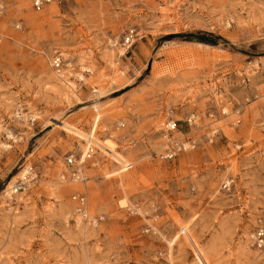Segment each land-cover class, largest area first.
<instances>
[{
  "label": "rangeland",
  "instance_id": "rangeland-1",
  "mask_svg": "<svg viewBox=\"0 0 264 264\" xmlns=\"http://www.w3.org/2000/svg\"><path fill=\"white\" fill-rule=\"evenodd\" d=\"M169 120L196 145L163 159ZM259 220L264 0H0V264H264Z\"/></svg>",
  "mask_w": 264,
  "mask_h": 264
},
{
  "label": "built area",
  "instance_id": "built-area-1",
  "mask_svg": "<svg viewBox=\"0 0 264 264\" xmlns=\"http://www.w3.org/2000/svg\"><path fill=\"white\" fill-rule=\"evenodd\" d=\"M31 6L34 10L40 11L43 9L47 4L54 0H29ZM16 28L19 27L18 24L15 25ZM136 31L134 28H128L122 37V45L125 49H128L135 41ZM48 63L50 68L53 72L60 74L62 73V66H63V59L62 55L59 52L54 53L49 59ZM192 117L188 118V121H191ZM166 137L167 142L165 147L160 154V157L163 159H171L176 157L179 153L186 152L195 148L196 142L192 138L186 139H177L172 136L173 132L177 130L178 126L177 123L173 120H169L166 123ZM87 146V147H86ZM84 152L80 155H83V158H90L96 151L97 145L93 142H86L85 141ZM81 156L74 158L73 155H68L65 158V163L69 167V179L73 182H85L86 177L81 170L80 166L82 165ZM81 161V162H80ZM229 184L226 182V185ZM24 182L19 181L16 183L14 188H11L8 192L6 190L3 191V195L7 198H11L18 190L23 188ZM70 199L75 204V211L79 214L85 223L90 224L91 226H96L101 217H90L88 215L87 210V199L85 193H73L70 195ZM252 245L257 250H264V223H261V220L258 221L257 225L253 229L251 233Z\"/></svg>",
  "mask_w": 264,
  "mask_h": 264
},
{
  "label": "bare ground",
  "instance_id": "bare-ground-1",
  "mask_svg": "<svg viewBox=\"0 0 264 264\" xmlns=\"http://www.w3.org/2000/svg\"><path fill=\"white\" fill-rule=\"evenodd\" d=\"M119 52V54H122L123 52L121 51V49L118 51ZM122 52V53H121ZM66 65H70V63H67ZM81 74L80 73H78V77L79 78H81ZM53 80V79H52ZM53 81H55L61 88H62V92L63 93H65V96L66 95H68V93H70V92H73L74 91V89H73V87L71 86V84L69 83V81L67 80V78L64 76V75H58L57 76V78L55 79V80H53ZM61 90V89H60ZM96 92V91H95ZM99 95V98H100V94H98ZM16 115H18L19 116V114H16ZM87 147V146H86ZM86 149V148H85ZM81 156V161H84V158H83V155H80ZM80 161V162H81ZM27 172V171H26ZM21 174V173H20ZM24 175H26V174H24ZM9 185V184H8ZM16 185V184H15ZM14 185V186H15ZM14 186H7V188L6 189H11V188H14Z\"/></svg>",
  "mask_w": 264,
  "mask_h": 264
},
{
  "label": "trees",
  "instance_id": "trees-1",
  "mask_svg": "<svg viewBox=\"0 0 264 264\" xmlns=\"http://www.w3.org/2000/svg\"><path fill=\"white\" fill-rule=\"evenodd\" d=\"M198 39H199L200 41H204V40H203L204 38H202V37H201V38H198ZM212 44H215V43H212Z\"/></svg>",
  "mask_w": 264,
  "mask_h": 264
}]
</instances>
